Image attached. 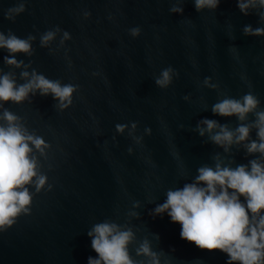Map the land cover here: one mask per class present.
Returning a JSON list of instances; mask_svg holds the SVG:
<instances>
[{
	"label": "water",
	"instance_id": "water-1",
	"mask_svg": "<svg viewBox=\"0 0 264 264\" xmlns=\"http://www.w3.org/2000/svg\"><path fill=\"white\" fill-rule=\"evenodd\" d=\"M17 3L0 0V31L34 36L32 54L0 48V75L12 72L24 83L20 72L35 69L78 88L64 109L38 90L20 104L0 102L49 145L43 155L33 149L46 183L37 192L33 178L30 213L0 231V264H87L97 256L87 232L105 220L132 228L129 252L143 264L150 258L135 249L145 239L160 264H227L226 253L181 239V225L167 212L152 213L169 189L193 182L198 167L213 166L216 153L233 167L258 155L246 153L247 141L225 153L195 129L204 118L237 126L235 116L211 111L225 95L252 91L264 108V35L243 31L264 27L259 9L244 15L236 0L200 11L194 0H26L24 12L6 19ZM174 6L183 11H170ZM57 27L55 38L41 46V36ZM134 27L140 29L135 37ZM64 32L70 38L61 43ZM13 55L29 67L6 64L4 57ZM168 66L178 75L161 89L155 78ZM205 77L218 87L204 85ZM130 122H137L140 143L128 135ZM117 124L129 128L118 133Z\"/></svg>",
	"mask_w": 264,
	"mask_h": 264
},
{
	"label": "clouds",
	"instance_id": "clouds-1",
	"mask_svg": "<svg viewBox=\"0 0 264 264\" xmlns=\"http://www.w3.org/2000/svg\"><path fill=\"white\" fill-rule=\"evenodd\" d=\"M183 3L185 0H177ZM221 0H194L196 11L204 8L215 9ZM26 0H19L16 6L10 7L4 13L5 18L14 20L15 16L25 11ZM237 7L244 15L250 10L259 9L256 14L264 21V0H236ZM170 11L182 12L181 7H172ZM89 12L84 16L88 17ZM59 27L45 32L40 39L41 46H46L55 38ZM133 37L139 35L138 27L131 28ZM246 35H264V27L253 28L246 25L243 29ZM69 33L64 32L63 40L69 39ZM35 37L29 35L26 39L12 34L11 30L5 35L0 31V48H6L9 53L32 54L30 41ZM8 65L28 68L22 60L15 56H5ZM20 78L24 83H17L15 74L6 72L0 75V102L20 104L30 100L37 90L44 96L51 93L58 101V107L67 108L72 103V94L78 88L74 84H61L59 80H50L35 69L31 73L21 71ZM178 73L168 66L160 71L155 83L161 89L167 88ZM205 77L204 85L217 88V84H209ZM256 94L249 91L239 98L225 95L212 105L213 114L221 117L235 116L238 123L230 128L227 123L216 119L204 118L197 123L196 131L201 137L206 133L208 139L224 152L230 151L233 144L243 146L247 154H258L249 159L247 164L232 166L231 161L224 163L220 153H216L213 166L198 167V175L193 182L185 183L182 188L169 189L166 200L158 204L153 215L167 212L171 222L181 225L180 237L194 243L200 249L208 251L219 250L227 254V264H264V108ZM0 231H6L17 218L30 213L32 193L27 185L33 183L38 192L46 183L47 177L38 174V162L33 149L44 154L49 145L34 132H29L23 123V117L4 108L0 103ZM249 114L254 118L249 120ZM244 121H248L244 123ZM117 124L116 131L123 133L129 128L128 135L137 143L143 139L136 136L137 122ZM203 125V127L201 126ZM255 129L256 139H250ZM149 133L151 130L145 128ZM132 152V148H128ZM51 187V186H49ZM243 198V199H241ZM138 205V202H137ZM136 206V205H134ZM131 215H138L131 213ZM91 237V247L97 253L96 258L88 257L87 264H143L136 261L129 252V245L135 240L131 227L105 220L96 223L87 232ZM136 255L149 257L148 264H160L158 254L151 249L147 239L135 249Z\"/></svg>",
	"mask_w": 264,
	"mask_h": 264
}]
</instances>
